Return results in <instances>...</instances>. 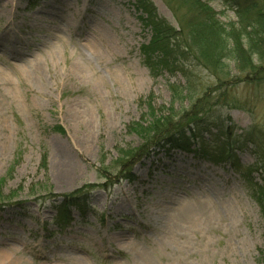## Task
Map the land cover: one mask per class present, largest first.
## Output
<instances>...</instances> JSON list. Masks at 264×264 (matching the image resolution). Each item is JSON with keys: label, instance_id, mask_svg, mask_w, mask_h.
<instances>
[{"label": "rangeland", "instance_id": "374dc122", "mask_svg": "<svg viewBox=\"0 0 264 264\" xmlns=\"http://www.w3.org/2000/svg\"><path fill=\"white\" fill-rule=\"evenodd\" d=\"M151 1L180 31L185 10ZM204 1L225 25L245 2ZM150 39L131 0H0V180L4 197L16 192L0 202V264H264L263 164L246 140L264 127V69L257 82L227 62L220 85L189 65L190 86L150 73ZM206 95L224 122L206 148L124 166L142 144L128 126L148 120V104L182 115ZM91 185L88 208L59 218L64 198Z\"/></svg>", "mask_w": 264, "mask_h": 264}, {"label": "trees", "instance_id": "16d2710c", "mask_svg": "<svg viewBox=\"0 0 264 264\" xmlns=\"http://www.w3.org/2000/svg\"><path fill=\"white\" fill-rule=\"evenodd\" d=\"M145 30L150 31L151 39L142 45L146 66L153 76L156 73H181L192 84L187 72L189 65H196L209 71L220 85L228 83L229 65L234 62L240 73H247L261 82L258 74L263 75L264 62V0H244L238 4L237 23H222L213 8L204 0H166L176 13L185 10L181 21V30H177L166 19L162 18L151 0H131ZM234 1V0H229ZM224 97V93L218 97ZM235 103L230 100L227 105ZM190 112L182 115L173 113V109L164 114L163 109H155L148 104L147 119L132 123L128 132L136 134L142 144L130 150L124 158L125 164L131 167L142 157L149 156L158 148L170 147L173 150L189 151L192 147L201 146L203 135L218 129L216 123L223 125L218 118L212 119L213 105L206 95L200 98ZM216 122V123H215ZM61 129V128H58ZM247 141L258 149L257 155L262 160L264 173V127H254L247 134ZM215 139V144L219 142ZM42 167H47V155L42 158ZM129 173V171H128ZM6 179L0 180V202L4 203L14 197L15 191L7 197L2 195ZM91 186H85L64 198L59 209V218L68 221L71 210L84 211L88 208L79 200L90 193ZM93 188V187H92ZM89 189V190H87ZM264 214V179L258 188L257 197Z\"/></svg>", "mask_w": 264, "mask_h": 264}, {"label": "bare ground", "instance_id": "6f19581e", "mask_svg": "<svg viewBox=\"0 0 264 264\" xmlns=\"http://www.w3.org/2000/svg\"><path fill=\"white\" fill-rule=\"evenodd\" d=\"M5 11L7 10V6H4V8H3ZM39 14H43L42 12H39ZM32 19H34V20H41V19H43L42 18V16H38V15H36V16H33V18ZM65 21L66 20H64V23H65ZM5 25H7V24H5ZM60 29V32H66V31H68L67 30V28H65V27H62V28H59ZM13 32H15V31H13V30H10V31H8V33L10 34V33H13ZM11 35V34H10ZM9 35V36H10ZM111 41H112V39H111ZM88 49H90L91 51H93V52H95V53H100L101 52V48L99 47V46H97L96 44H94V43H87V41H85V44H84ZM8 50H11V48L10 47H8V48H6V51H8ZM104 51H106V52H109V50H105L104 49ZM5 76V74H3V72H1L0 71V77H4Z\"/></svg>", "mask_w": 264, "mask_h": 264}]
</instances>
